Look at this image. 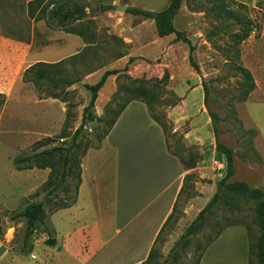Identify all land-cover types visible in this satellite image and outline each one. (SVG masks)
Returning a JSON list of instances; mask_svg holds the SVG:
<instances>
[{"label":"rangeland","instance_id":"1","mask_svg":"<svg viewBox=\"0 0 264 264\" xmlns=\"http://www.w3.org/2000/svg\"><path fill=\"white\" fill-rule=\"evenodd\" d=\"M26 1L0 0V92L6 97L0 106V241L23 252L19 256L22 259L35 263L37 260L31 254L27 255L32 249L23 251L25 219L12 221L10 216L13 211L23 208L25 198L30 203L42 201L51 226L52 210L70 200L69 195L75 190V177L69 175L56 192L47 194L46 190L35 195L44 183L43 178L32 170H17L15 157L48 149L49 152L40 157L48 159L60 170L63 154L84 122L71 151V169H74L86 150L101 145L106 130L103 120L112 115L108 109L116 106L118 101L130 98L151 105L154 113L166 124L168 140L180 155L194 154L196 148L192 150L193 147L187 146L182 140L183 130L175 132L168 118L170 105H174L178 97L146 72L134 77L129 74L120 84L119 99L102 110V117L96 114V107L84 112L91 98V91L83 82L84 76L107 67L120 55H128L133 46L148 43L158 34L154 19L129 13L126 9L159 11L170 0H68L70 6L76 3L85 7L83 17L67 24V28L84 34L86 38H81L85 46L81 50L85 51L74 62L50 71L77 81L69 84L63 80L44 79L40 81L39 89L33 82L24 80L33 74V70L26 72L27 69L38 61L57 62L52 59L58 48L63 51L62 55L67 53L64 47L68 43V32L49 28L45 20L27 18ZM101 5H112V8L102 10ZM173 22L192 43V61L198 67L195 69L203 90L207 88L205 102L214 116L213 126L218 139L236 150L235 172L227 182L243 181L264 191V102L248 103L254 98L264 99V0H183ZM245 22H250L253 31L236 45V34ZM161 58L158 57L157 61ZM141 59L134 57L135 61ZM240 65L247 67L255 79L256 88L247 97L244 94L248 87L246 75ZM136 89L138 91L133 93ZM45 137H51L52 141L35 148V143ZM248 163L252 168H247ZM224 168L222 161L215 171L218 180ZM54 176L52 183L59 179L57 173ZM196 179L193 175L189 178V192H196ZM260 205L261 200L248 192L224 187L217 203L206 212L194 233L171 250L191 222V217L184 216V206H181L179 219L172 225L163 245L160 244L157 256L147 264H197L196 258L204 245L221 228L229 225H242L251 232L255 256L257 239L262 232L258 214ZM42 234L49 238L42 228L34 230L32 248ZM39 250L36 248L34 252L38 254Z\"/></svg>","mask_w":264,"mask_h":264},{"label":"crops","instance_id":"2","mask_svg":"<svg viewBox=\"0 0 264 264\" xmlns=\"http://www.w3.org/2000/svg\"><path fill=\"white\" fill-rule=\"evenodd\" d=\"M67 35V53L62 55L58 48L52 61L71 56L85 46L79 35ZM176 38L175 33L156 34L107 67L86 74L83 82L92 85L107 70H119L108 76L98 92L96 114L102 117V110L119 99L120 84L129 74L134 77L146 72L154 77L178 97L170 105L168 118L175 132L183 130L182 140L187 146L199 153L194 166L185 168L180 157L170 151L166 133L150 116L147 104L130 101L101 145L88 149L83 156L82 182L75 204L51 214L55 243L49 244L50 238L43 234L36 239L27 254L37 260L32 263L19 257L23 252L0 241V264H141L172 213L187 173L196 174L197 180L196 194L186 201L184 216L191 217L192 222L209 202L217 191L215 171L224 160L216 148L217 137L199 75L190 63V47ZM131 57L142 59L131 64ZM158 57H162L159 62ZM128 63L129 70H124ZM252 101L262 103L264 99L254 98L248 103ZM236 154L235 150V164ZM26 170L38 172L44 182L50 173L48 168ZM36 248L40 249L38 254ZM198 264H249L246 228L226 227L203 251Z\"/></svg>","mask_w":264,"mask_h":264},{"label":"trees","instance_id":"3","mask_svg":"<svg viewBox=\"0 0 264 264\" xmlns=\"http://www.w3.org/2000/svg\"><path fill=\"white\" fill-rule=\"evenodd\" d=\"M183 0H170L168 5L164 7L163 9L159 11H146L142 9H137L134 7H128L126 9L127 12L132 14H141L147 18L154 19L157 33L159 36H164L170 33H175L177 35V40L184 41L187 43L190 47V63L194 68H198L197 65L192 61V55L191 51L193 49L192 43L190 39L184 35L182 32L178 31L175 28L174 25V17L178 13L181 3ZM102 10H108L112 8V5H101L100 6ZM25 14L27 13V18L33 19L34 21L44 19L46 21V25L49 28L53 29H63L68 33H74L82 37L83 39L86 38L83 33L76 32L70 28H67V24L69 21L83 17L86 14V10L84 6L76 5L74 3L72 6L69 5L68 0H27L25 4ZM38 11V13H36ZM253 31V28L250 24V22H245L243 26L240 28L239 32L236 34L235 42L236 45L241 44L245 39H247L251 32ZM21 38V37H20ZM84 50H81L73 55H71L68 58L62 59L57 62H46V61H38L34 65L30 66L26 72H30L33 70L32 75H28V77L24 78V80L28 82H33L36 87L39 89V83L40 81L46 79L50 80L52 82L55 81H66L69 82V84L75 83L77 79H66V77H60L59 75L53 74L50 69H59L63 65L74 62L77 58L81 57L83 55ZM124 55H120L118 58L122 57ZM134 60V57H131L129 60V63H132ZM129 63L126 65L124 70H127L129 68ZM36 68V70H35ZM242 72L246 75V83L248 87L245 90V97L249 96V94L256 88L255 79L252 74V72L245 66L240 65L239 67ZM119 70L113 69V70H107L102 78L95 84H85V86L91 91V98L88 103V105L85 107L84 112H89L91 109L95 107V102L98 97V92L102 88V86L105 84L107 78L111 74L117 73ZM92 72V71H91ZM88 74V73H87ZM121 87V86H120ZM204 94H205V100L207 98V88L204 87ZM121 90V89H120ZM138 89L135 91H132L133 93H136ZM130 92V94H133ZM132 100H138L136 98H130L125 100H120L116 103V106L110 107L108 109V112H112L111 117L108 120H103L104 125L106 126L105 134L102 137V139L105 137V135L110 131L111 127L113 126L114 122L122 112V110L126 107V105L132 101ZM6 101V97L3 93L0 92V106L4 104ZM142 101V100H141ZM147 106L150 113V116L154 118L164 129L166 133V124L162 122L159 117L154 113L152 110L151 105L144 101ZM109 107V106H108ZM212 120L214 119V116L210 113ZM67 122V121H66ZM84 122H82L81 126L76 130L72 144L65 150V153L63 154L62 159V165L61 169H56V167L46 158H41L42 153L49 152L48 149H44L43 151L36 152V153H29V154H23L15 157L14 159V166L17 170H26V169H32V168H50L51 171L49 173L48 179L41 185L39 189L35 191V195H39L42 191H47V194L50 192H56L61 188V183H65L67 181V177L69 175H73L75 177L74 182V193H71L70 200L63 203L62 205H59L55 207L52 210V213L62 209L67 208L75 204L77 200V194L79 190V186L82 182L81 172V161L83 156L86 154V151L83 153L81 160L78 162L76 167L74 169H71V151L72 148L76 146V139L77 136L83 127ZM214 131L217 137V145L216 148L218 152L221 153L223 157L226 158L225 161V168L223 171L226 172L225 176L220 178L217 182V191L212 196V198L209 200V202L200 210L196 218L186 227L185 232L180 236V238L175 242L171 250L176 249L178 246L181 245V240L183 238H189L194 231L196 230L197 225L201 223L203 220L206 212L211 209L218 201V196L220 194L221 189L224 187H235L237 189L243 190L245 192H248L252 197L257 198L261 200V205L259 208V219H260V226L262 228V232L260 236L257 239V245L255 250V256L254 252L252 250V243L250 240L251 232L247 230L248 238H249V264H264V191L257 187H251L249 184L243 181H236L233 183H228V178L234 174L235 172V163H234V157H235V150L229 146H226L222 144L217 136V130L214 127ZM166 139L168 143V147L172 153L180 157L182 163L184 164L185 168H190L194 166L196 162V158L199 156V153L196 151L193 153H188L185 156L180 155L177 151L171 149V144L168 140V136L166 133ZM52 141L51 137H45L39 141H37L34 145L35 148H39L41 146L47 145ZM99 146H96V148ZM72 170L74 173H72ZM222 171V172H223ZM57 173L59 175V179L56 180L55 183H52L53 179L55 178L54 174ZM196 176L194 173H187L184 177V184L183 187L178 195V198L174 204V208L166 222L164 223L163 227L161 228L153 246L149 253V256L146 260H144L141 264H147L149 260L157 256L159 246L160 244L163 245V243L166 241L167 234L170 233L172 229V225L179 219L180 214L182 211L180 210V207L184 206V202L187 201L189 198L194 197L196 192H189V186L188 181L191 176ZM197 180V179H196ZM195 180V181H196ZM194 181V182H195ZM210 181V180H205ZM68 190V187L66 188ZM188 191V192H187ZM184 197V202L182 201V198ZM183 209V208H182ZM25 219V234L23 238V251H30L32 249L31 246V236L34 232V230L38 229L39 227L42 228L43 233H47L49 238L53 236V231L51 229L50 224L47 222L46 216L44 214V203L42 201L37 203H30L27 198L23 199V208L21 210H15L10 216V219L12 221H18L20 219ZM232 226V225H229ZM228 227V226H226ZM223 227L219 230V232L214 235L210 240L207 242L206 245L201 249V252L199 253L198 257L196 258L197 264L202 256V253L206 248L220 235V233L226 228ZM189 242V241H188ZM253 256V257H252ZM254 257L256 258V263H254Z\"/></svg>","mask_w":264,"mask_h":264},{"label":"water","instance_id":"4","mask_svg":"<svg viewBox=\"0 0 264 264\" xmlns=\"http://www.w3.org/2000/svg\"><path fill=\"white\" fill-rule=\"evenodd\" d=\"M223 160H224V165H225L226 158L223 157ZM225 174H226V172L223 171V172H222V176H221V178L224 177ZM47 242H48L49 244H54V243H55V239H54L53 237H51L50 239L47 240Z\"/></svg>","mask_w":264,"mask_h":264}]
</instances>
